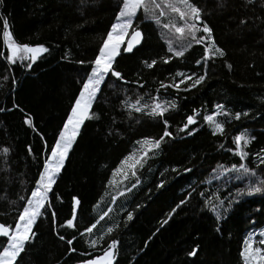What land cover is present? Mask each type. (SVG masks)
Returning a JSON list of instances; mask_svg holds the SVG:
<instances>
[{
    "label": "trees",
    "instance_id": "obj_1",
    "mask_svg": "<svg viewBox=\"0 0 264 264\" xmlns=\"http://www.w3.org/2000/svg\"><path fill=\"white\" fill-rule=\"evenodd\" d=\"M192 2L202 9V19L225 55L208 53L203 60L211 43L206 40L193 42L183 57H175L168 41L179 48L177 34L162 24L181 26L178 16L170 14L171 21L161 17L156 23L138 11L135 23L141 22L143 40L132 53L117 57L115 70L124 79L109 77L101 85L91 118L82 126L53 186L48 210L38 217L35 237L18 264H79L102 253L112 240L118 241L113 264H244L245 233L264 225V192L247 194L251 185L264 179V165L257 158V153L264 157V0ZM121 4L122 0H0L1 223L14 226L18 219L26 203L19 197H30L50 153L48 146L58 137L90 71L89 62ZM4 19L18 43L49 49L30 69V61L12 64L6 59ZM152 60L157 63L149 68ZM178 73L192 76L193 82L200 75L205 78L193 87L187 80L180 83ZM137 100L141 106L160 103L169 110L155 117L148 114L150 107L139 113L127 107ZM236 113H241L239 119ZM190 115L195 123L184 128ZM208 115L224 125L222 133L204 119ZM164 120L172 136L149 153L136 175L129 171L125 178L116 172L125 157L140 155V141L163 135ZM242 132L255 138L246 146L244 160L236 154L234 142ZM4 148L9 149L6 154ZM240 163L255 168L256 177L237 179L239 173L223 171ZM181 200L186 203L176 208ZM219 201L223 205L217 219L211 203ZM73 209L74 227H68ZM105 212L108 215L93 233H84ZM129 212L132 220L127 219ZM165 219L168 223L162 225ZM109 227L114 229L111 233ZM197 245L198 254L189 256Z\"/></svg>",
    "mask_w": 264,
    "mask_h": 264
},
{
    "label": "snow or ice",
    "instance_id": "obj_2",
    "mask_svg": "<svg viewBox=\"0 0 264 264\" xmlns=\"http://www.w3.org/2000/svg\"><path fill=\"white\" fill-rule=\"evenodd\" d=\"M139 10H142L147 17L155 20L156 23H161V17H168L169 21H171L170 14L178 16L179 20L182 22L181 26L172 22L162 24L164 29H171L177 34L178 38L176 44L179 45V48L174 45L173 40L169 39L168 41V51L173 53L175 57H183L187 49L192 47L193 42L196 44H204L206 40L211 41V43L206 45L205 56L202 58L203 60L209 58L208 53H211L213 57L225 55L223 49L217 47L215 41L212 39V28L203 21L202 9L193 3L192 0H122L118 14L115 17V22L111 24L110 30H108L106 37L103 38L95 58L89 62L90 71L87 73L86 79L82 81V88L79 91V95L75 98V103L71 107L70 112L67 113L66 120L63 122L58 137L52 145L48 146L50 154L42 163V171L38 173V179L35 182L33 190H31L30 197H19L20 201L26 200V203L23 204L22 211L17 212L18 219L14 221V226L0 223V264H18V258L26 250L27 244L34 239V225L38 217L42 216L44 212L48 210V205L50 203L49 196L52 193L53 186L56 184L65 166V161L68 158L70 150H72L74 143H76L77 138L81 134L82 126L87 119L91 118L90 110L92 109L93 102L98 98L101 85L105 84L109 77H114L118 80L124 79L122 73L115 70L114 65L117 57L120 56L122 52L132 53L136 46L140 45L142 42L143 33L139 26L134 24V20L139 19L137 15ZM241 23L243 24L245 21L242 20ZM2 27V42L7 48L6 59L10 63L16 64L30 61V63L26 64L30 69L32 63L36 62L43 54L48 53L49 49L43 44L33 46L28 43H18L14 39L7 19L3 20ZM200 32L204 35L197 36V33ZM164 62L167 63L168 61L165 60ZM79 63L83 64L84 61H79ZM156 63V60H152L147 66L151 68ZM196 63L200 64L201 60H197ZM178 75L182 77L180 83L187 80L192 82L193 87L205 78L204 75H200L193 82L192 76H185L183 73H178ZM176 87L178 88L179 85H176ZM127 107L134 109L138 113L146 111L150 107L148 114L155 117H162L169 110L168 107L160 103H155L151 106H141L140 100H137L135 103L127 104ZM171 107H175V104L171 105ZM222 107L221 105H217V108ZM244 115H247V113H244ZM240 116L241 113L235 114L236 119H239ZM204 119L214 125L216 132L222 133L224 131V125L216 123L213 115L205 116ZM26 122L29 125L32 124L31 119H28ZM163 123L165 125L163 135H161L159 139L144 138L140 141V155L137 156L136 154H132L125 157V159L121 161V166L115 170L116 172L123 173L125 178H127L129 171L132 176L136 175L137 167H143V163L149 153L153 150H158L164 139L172 136V133L167 130L168 121L164 120ZM194 123V117L190 115L187 117V123L184 125V128ZM253 139L255 138L249 137L243 132L235 137V152L241 160L247 157L248 153L245 151V148ZM8 151V148L3 149V153L5 154ZM29 151H31V148H29ZM261 151L264 152V149ZM257 158L260 164L264 165V157H261L260 154L257 153ZM219 167L223 168L222 165ZM185 171L191 170L186 169ZM223 171L239 173L237 179L241 177H256L257 174V170L255 168H250L246 163H240L238 166L234 164L231 166V169L223 168ZM138 182L139 181H137V183ZM133 187H135V185H133ZM159 187H163V182H161ZM260 192H264V179H258L256 184L251 185L247 194L252 195ZM240 194V192L237 193V195ZM73 200L76 205L80 204L78 198L73 197ZM17 203V201H12L13 205H17ZM185 203V200H181L180 204L176 205V208H179ZM231 203L232 201H229V206H231ZM222 205L223 201H219L218 204L211 203V211L216 213L217 219L221 216L220 208ZM176 208H173L172 212L169 213V219L172 213H175ZM51 215L55 218L56 214L53 211ZM107 215L108 213L105 212L99 220L85 228L84 233L92 234L100 221L104 220ZM75 219L76 211L73 209L72 218L66 221V225L68 227H74ZM127 219H133V214L131 212L128 213ZM167 223L168 219L162 221V225ZM113 230L112 227H109L107 232L111 233ZM157 231H159V229H157ZM217 231H219V228ZM81 235H83V233ZM254 235V233H250L245 240V247L241 252V256L244 258V264H264V239L258 241L254 240ZM260 235L264 236V232ZM60 239L63 240L64 237L60 236ZM74 239L75 237H73L72 240H68L67 243L71 245ZM100 239H102V237H100ZM91 243L92 246H96L97 240H93ZM257 243L260 245L259 247L256 246ZM117 244L118 241L112 240L101 255L83 260L82 264H113L117 251ZM198 249L199 245L189 251L188 255L193 257L196 256L198 254ZM71 250L75 251L74 248Z\"/></svg>",
    "mask_w": 264,
    "mask_h": 264
},
{
    "label": "rangeland",
    "instance_id": "obj_3",
    "mask_svg": "<svg viewBox=\"0 0 264 264\" xmlns=\"http://www.w3.org/2000/svg\"><path fill=\"white\" fill-rule=\"evenodd\" d=\"M118 14V13H117ZM137 15H138V13H137ZM116 17V16H115ZM135 21H136V19L134 20V24L135 25H139L138 23H141V22H138V23H135ZM115 22V20L113 21V23ZM127 39V38H126ZM168 40V39H167ZM185 76H188V75H185ZM79 95V94H78ZM75 103V102H74ZM50 154V153H49ZM262 232H264V225L263 226H261V227H256V228H252V229H250V230H248V232H246L245 233V236H244V243H243V247H242V251H243V249H244V247H245V240H246V238L248 237V235L250 234V233H254L255 235H254V237H253V239L254 240H260V239H264V236H261L260 234L262 233ZM256 246L257 247H259L260 245L257 243L256 244ZM243 258V257H242ZM243 261H244V258H243Z\"/></svg>",
    "mask_w": 264,
    "mask_h": 264
},
{
    "label": "water",
    "instance_id": "obj_4",
    "mask_svg": "<svg viewBox=\"0 0 264 264\" xmlns=\"http://www.w3.org/2000/svg\"><path fill=\"white\" fill-rule=\"evenodd\" d=\"M143 40V39H142ZM139 45H137L136 47H138ZM125 54H129V53H125ZM1 223V222H0ZM103 253V252H102ZM102 253L98 254V255H101ZM97 256V255H96ZM95 256L91 257V258H94ZM90 259V258H88ZM79 264H82V262H80Z\"/></svg>",
    "mask_w": 264,
    "mask_h": 264
},
{
    "label": "bare ground",
    "instance_id": "obj_5",
    "mask_svg": "<svg viewBox=\"0 0 264 264\" xmlns=\"http://www.w3.org/2000/svg\"><path fill=\"white\" fill-rule=\"evenodd\" d=\"M194 44V43H193ZM88 238H90V237H88Z\"/></svg>",
    "mask_w": 264,
    "mask_h": 264
}]
</instances>
